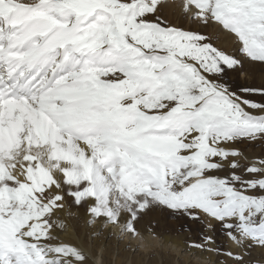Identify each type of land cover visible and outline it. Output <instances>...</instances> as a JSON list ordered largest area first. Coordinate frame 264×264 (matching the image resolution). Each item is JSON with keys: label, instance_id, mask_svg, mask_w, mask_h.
I'll use <instances>...</instances> for the list:
<instances>
[{"label": "snow or ice", "instance_id": "1", "mask_svg": "<svg viewBox=\"0 0 264 264\" xmlns=\"http://www.w3.org/2000/svg\"><path fill=\"white\" fill-rule=\"evenodd\" d=\"M163 3L0 0V264H88L56 235L80 208L132 236L154 208L202 223L185 246L216 264L264 249V154L243 147L264 145V85L232 79L264 69V0H183L242 55Z\"/></svg>", "mask_w": 264, "mask_h": 264}, {"label": "bare ground", "instance_id": "2", "mask_svg": "<svg viewBox=\"0 0 264 264\" xmlns=\"http://www.w3.org/2000/svg\"><path fill=\"white\" fill-rule=\"evenodd\" d=\"M73 211H77L74 206ZM77 218L84 221L79 232L76 231ZM88 220L89 216L80 208L78 215L67 219L66 229L56 232L62 241L82 248L88 264H179L177 257L180 256L185 264H216L218 260L213 253L187 248V238L183 236L153 235L149 229L140 230L137 236L120 234L118 226L101 227L99 222L89 225ZM167 256H170L169 261H165Z\"/></svg>", "mask_w": 264, "mask_h": 264}, {"label": "rangeland", "instance_id": "3", "mask_svg": "<svg viewBox=\"0 0 264 264\" xmlns=\"http://www.w3.org/2000/svg\"><path fill=\"white\" fill-rule=\"evenodd\" d=\"M182 4L183 0H164L161 8L162 14L173 24L185 28L199 29L201 32L211 37L212 41L219 47L234 54L242 55V53H240V44L233 34L228 33L226 30H222L215 23L203 27L194 22L190 16L183 11ZM232 79L240 84L261 86L264 85V69H262L258 63L250 62L245 58L243 68L232 73ZM243 147L250 156L264 154V145L252 144L243 145ZM69 204H71L70 199ZM77 220L76 231L79 232L81 223L83 225L84 221L81 218H77ZM85 221L87 223V219H85ZM185 225H190L191 230H188ZM137 227L142 231H144L143 229H151L154 233L160 234L161 236H183L186 237L187 240L198 239L203 233H207V228L204 224L192 223L187 217L171 215L168 212L161 211L159 208H154L152 211L148 212ZM217 242L220 245L227 243L221 235H217ZM228 246L230 247L231 245L229 244ZM136 254L137 253L134 252V255ZM168 257L170 258V256H167L165 261H169ZM177 258L179 264H185L182 256ZM218 259H223V257H218ZM249 259L254 262V264H264V249H253Z\"/></svg>", "mask_w": 264, "mask_h": 264}]
</instances>
